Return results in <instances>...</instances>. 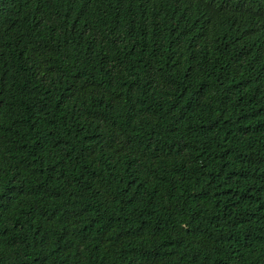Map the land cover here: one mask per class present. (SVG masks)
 Segmentation results:
<instances>
[{
    "label": "trees",
    "instance_id": "1",
    "mask_svg": "<svg viewBox=\"0 0 264 264\" xmlns=\"http://www.w3.org/2000/svg\"><path fill=\"white\" fill-rule=\"evenodd\" d=\"M0 264H264V0H0Z\"/></svg>",
    "mask_w": 264,
    "mask_h": 264
}]
</instances>
